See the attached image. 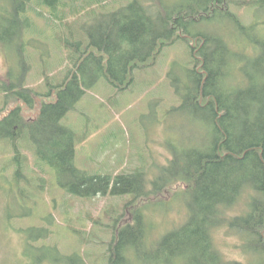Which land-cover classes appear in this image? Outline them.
Listing matches in <instances>:
<instances>
[{
    "label": "trees",
    "instance_id": "1",
    "mask_svg": "<svg viewBox=\"0 0 264 264\" xmlns=\"http://www.w3.org/2000/svg\"><path fill=\"white\" fill-rule=\"evenodd\" d=\"M8 1H0V40L14 42L21 69L18 76L14 69L8 71L0 92L6 102L13 98L21 106L0 116V140L14 146L17 180L22 178L24 156L18 141L26 139L37 164H49L59 185L73 196L132 195L133 201L152 200L164 188L187 185L183 192L188 218L162 239H150L151 227L142 206L135 208L128 221L120 215L114 218V237L107 243L108 264H246L225 259L219 251L214 231L225 224L243 236L249 251L264 253V29L256 28L257 20L245 24L230 9L233 0H127L125 5L113 3L120 4L118 8H111L107 0H87L79 8L74 4L77 0ZM248 5L264 10V0H250ZM46 13L58 18L53 24L62 31L56 37L69 50L66 60L71 66L61 83L52 85L47 80L50 91L44 95L26 86L30 65L25 48L31 44V30L39 27L34 17ZM79 16L80 32L65 23ZM218 17L230 19L225 31L201 29ZM80 33V41L71 40V35L75 38ZM181 33L184 40L196 43L189 53L194 63L186 64L183 76H173L181 104L169 114L203 118L212 137L204 140L202 148L180 154L171 151L173 159L155 179L147 178L142 168L115 175H91L80 169L77 135L63 119L102 78L119 90L128 89L135 72L155 64L162 49L180 40ZM242 33L249 38L252 55L232 46ZM37 96L42 99L38 108ZM23 109L35 111L34 117L26 116ZM242 203V213H230ZM50 248L64 264H87L79 251L63 254L55 245Z\"/></svg>",
    "mask_w": 264,
    "mask_h": 264
},
{
    "label": "rangeland",
    "instance_id": "2",
    "mask_svg": "<svg viewBox=\"0 0 264 264\" xmlns=\"http://www.w3.org/2000/svg\"><path fill=\"white\" fill-rule=\"evenodd\" d=\"M116 1L122 5L128 3L127 0H107V5L118 8L120 4L113 5ZM171 1L178 3L180 0ZM249 1L233 0L230 9L245 24L250 25L257 20L259 25L256 28L264 29V10L252 9ZM86 2L77 0L74 4L79 8ZM67 11L69 17L71 13ZM85 13L83 11L81 15L82 20L86 19ZM34 18L39 27L31 30V44L25 48L30 65L26 86L45 95L50 91L48 81L57 85L68 75L71 66L66 60L69 50L63 47V39L60 42L59 36L56 37L62 31L61 27L53 24L58 18L51 13ZM79 18H71L65 23L72 24L80 32L82 20ZM74 19L78 20L72 22ZM226 26H230V19L218 17L212 23H204L201 29L225 31ZM77 35L75 38L71 35V40L80 41L82 35ZM180 36V40L162 49L155 64L135 72L134 83L128 89L119 90L102 78L87 90L76 108L63 119L62 122L77 135L76 159L80 169L91 175H115L142 168L147 172V178L155 179L173 159L171 151L176 150L180 154L185 149L202 148L204 140L212 137V130L203 118L190 117L186 113L169 114L181 104L174 91L173 76H183L186 67L194 63L189 53L193 44L196 45L195 41L184 40L183 33ZM239 39L237 44L234 39L232 46L252 55L247 35L242 33ZM13 45L14 42L5 44L0 40V83L8 81L10 69H14L16 76L21 69L18 50ZM36 99L38 108L42 99L38 96ZM17 104L20 105L13 98L6 102L0 92V116L8 114L10 108ZM23 111L26 116L34 117L35 111ZM18 145L24 154L20 180L15 174L18 165L14 159L17 155L14 146L9 141L0 140V264H64L57 260L59 254L50 248L52 245L63 254L79 251L87 258V264H108L107 243L114 237L113 219L117 216L120 215L124 222L128 221L135 208L142 206L151 227L150 239H162L188 218V204L183 192L187 185L183 183L164 188L149 198L152 200L141 198L133 201L132 195L73 196L59 185L57 173L49 164H37L26 139H19ZM165 180L170 181V178ZM244 209L245 204L242 203L230 213L236 215ZM44 227L45 231L42 230ZM44 232L47 236L41 235ZM214 232V241L225 259L264 264V253L249 251L243 236L231 231L228 225ZM31 239L32 245L29 246Z\"/></svg>",
    "mask_w": 264,
    "mask_h": 264
}]
</instances>
